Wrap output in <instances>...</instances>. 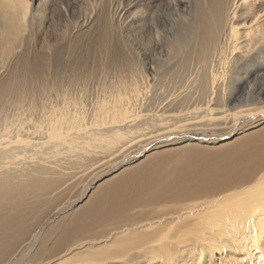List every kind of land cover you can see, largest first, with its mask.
<instances>
[{"label":"bare ground","instance_id":"bare-ground-1","mask_svg":"<svg viewBox=\"0 0 264 264\" xmlns=\"http://www.w3.org/2000/svg\"><path fill=\"white\" fill-rule=\"evenodd\" d=\"M132 9L137 12L127 22ZM96 12L73 31L101 17V39L69 67L63 57L82 35L73 48L65 29L64 42L37 41L46 14L28 0H0V264H264L263 129L243 131L235 145L215 151L186 145L175 160L123 173L140 146L180 128L204 132L233 122L215 107L232 102L223 95L235 84L230 80L244 87L264 74V0H130L128 8ZM115 24L120 29L113 33ZM31 43L37 52L29 57ZM99 71L126 77L129 94L99 107L88 130L66 102L55 107L45 133L37 131L42 137L22 128L23 111L41 102L35 101L39 91L46 101L47 89L40 87H52L55 95L63 85L86 88ZM160 86L167 93L156 98ZM260 93L256 103L264 102ZM257 106L234 119L264 110ZM166 110L178 111L173 125L160 124ZM69 130L84 137L78 142ZM105 154L123 174L89 195L84 191L85 202L79 197L58 206L82 181L71 169ZM53 208L69 214L50 219Z\"/></svg>","mask_w":264,"mask_h":264},{"label":"rangeland","instance_id":"rangeland-1","mask_svg":"<svg viewBox=\"0 0 264 264\" xmlns=\"http://www.w3.org/2000/svg\"><path fill=\"white\" fill-rule=\"evenodd\" d=\"M86 1L88 2V0L85 1L28 0V4L32 10H34L36 13H43V15L44 13L46 14V17L44 15V17L42 18L44 20L40 28V32L42 33V35L38 37L37 41L43 40L45 42H53V41L59 42L60 39L63 37V42H64V37L66 36L65 37L66 40H68L71 43V47L73 48L75 39L78 37V35H82L81 37L82 40L77 44L79 46L76 47L75 51H72L68 56L63 57L62 64L67 65L69 67L73 66L77 56L84 55V52L88 48V46H92L95 42L98 43V41L101 39V32H100L102 26L101 17L99 19H96L95 22H93L89 28L81 30L80 32L73 31L75 23L78 22L80 19L89 16L92 11L96 12V9H97L96 13L98 14L102 12L106 13V9L108 11L110 7L112 6L114 7L115 5L116 6L120 5V6H124L125 8H128L130 0H95V2L94 0H90V2L88 3ZM93 2L95 3V5L92 4ZM105 2H106V6H105ZM96 5H100V6L103 5L104 7L103 6H102L103 8L99 6L97 7ZM50 11L54 13L55 18L51 16ZM136 12L137 11L136 10L133 11V9L131 11L129 10V16H127L126 21L130 22L129 21L130 15L133 16V14ZM109 19L107 17V19L105 18V21L110 22ZM61 29H65L66 32L65 36L62 32H60ZM119 29H120L119 25L115 24V26H113L112 28L113 30L112 32L115 33V31H119ZM127 29L125 30L126 32L125 35L127 38L125 37L124 41L127 43V45H129L128 42L129 39L131 40V37ZM111 39L113 40V38ZM34 49L35 47L31 43V47L28 49L29 57H32L37 52ZM153 57L155 62H157L160 55L155 54ZM160 59L163 61L165 60L162 56ZM89 70L90 68L85 72V75L86 74L90 75L91 70L90 71ZM96 74L98 75V77L96 76ZM108 74L99 71L98 73L96 72L95 74L91 75L92 77L91 82L88 83L89 85L87 84L88 88L87 87L81 88L80 86L77 85L76 86L63 85L60 88V90L57 91L56 95L52 87L50 86L48 88L43 86L40 87L41 90L42 88L47 89L44 92L46 101L43 100V92L38 90L40 92V96L35 98V101L38 102L41 98V102L33 103V104L30 103V105L28 106H31L32 108L23 111L22 128L29 130V132L32 133L34 137H42V133L37 131L39 129H42V132L45 133V127L47 125L46 121L50 118L51 115H54L55 107L57 106V109L60 107L64 108V104L66 102L65 104L66 111L72 116L79 115L81 118V123L85 126L84 130H88L91 121L98 114L99 107H111L113 105V100L117 98V95L120 96L119 93H122L123 95H125V97H127L129 94L128 93L129 84L128 81L126 80V77L120 79L119 74L117 73L109 72ZM254 75H256L255 78L253 77L250 79V82L252 83L249 82L244 87L241 86L238 87L237 82H235L234 79L230 80V82L232 81V85L233 83L235 84L227 88V90H225L223 95L226 97L229 96V98L232 99V102H227L226 99H224V101L220 102L215 107L218 109H223L233 122H231L224 128H217L211 131L206 130L204 132H201L199 130L197 131L185 130L182 132V128H180L181 130H178L179 131L178 134L168 136L165 138H159L153 141L151 144L140 146L132 151L134 154H136V156H132L135 158V161L132 160V157L130 155L128 156V158L133 162V164L130 165L129 167L125 166L124 168L127 167V169L123 173L130 171L129 168L134 166L143 169L146 166L151 165L158 160H162L163 162L175 160L176 156L180 152H182L185 149H188L186 145L193 146L194 148L206 147L209 148L210 151H215L223 147H230L235 145L238 142V140L241 138L243 131L245 132V134H253L256 130H260V129L264 130V110L257 111L256 114L252 115L247 119H243V118L234 119L235 115L237 114V112H239V110L241 111L242 109L251 108V106L257 104L258 106L255 108H258L259 106L262 107V104L264 106V102H260L261 103L260 105V103H256L254 100H252L253 98H255L253 96H255L259 91L261 92L260 94L262 101H264V76H263L264 74L256 73ZM111 76L113 78H111ZM45 77L47 82H49L51 78L50 75ZM240 77L242 76L240 75ZM34 78L35 79L31 81L33 84L32 88L37 89L35 80L39 79L40 77L38 75L35 76ZM31 79L32 77L27 78L26 80L27 83ZM247 86L248 87L251 86L250 87L251 89H248ZM74 87L77 89H75ZM163 88L164 87L161 86L158 87V95H157V91L153 92L156 98H158V96L160 98L162 97V95L159 94V92L164 93L167 91L165 90V88L164 89ZM246 92L250 94H247ZM156 103L158 104L159 102ZM156 103H153L154 105L150 107L151 110H149V113L152 111V109L156 107L157 105ZM177 112L178 111L175 110L173 111L166 110L165 114L168 115H164L165 116L164 120L160 124L162 125L163 123L164 126L173 125L175 122L170 119L176 117ZM183 125L184 124L178 126L182 127ZM81 133L82 132L79 133L76 132L75 130L67 131L68 135L74 134V137L78 139L77 140L78 142L80 138L84 137V135H81ZM98 152H99L98 154L104 153L103 150L100 151L98 150ZM101 156H103L104 158L100 157L98 160L90 159L87 162L83 163L80 166V168L77 169L76 167H73L71 169L74 175L78 174L77 176L75 175V178H80L82 179V181H79L80 183L78 182V184L75 183L65 191L64 195L60 198L62 201L58 204V206L63 204L64 202L77 201L79 197L82 202H85L86 200L82 195L83 193H85L84 191H86V195H89L95 188L97 189L101 188L105 186L107 183L113 181L121 174H123V173H119L120 170L115 169L114 161H108V159L111 158L110 155L108 156V154H105ZM81 203H79L78 206H80ZM53 211L54 208L51 211V213ZM54 213L50 215V219H54L59 216H65L69 214L62 211L61 212L57 211L55 214ZM73 264H79V263H73Z\"/></svg>","mask_w":264,"mask_h":264}]
</instances>
